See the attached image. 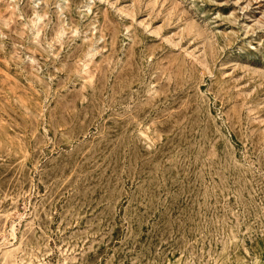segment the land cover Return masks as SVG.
<instances>
[{
	"label": "rangeland",
	"instance_id": "obj_1",
	"mask_svg": "<svg viewBox=\"0 0 264 264\" xmlns=\"http://www.w3.org/2000/svg\"><path fill=\"white\" fill-rule=\"evenodd\" d=\"M0 264H264V0H0Z\"/></svg>",
	"mask_w": 264,
	"mask_h": 264
}]
</instances>
